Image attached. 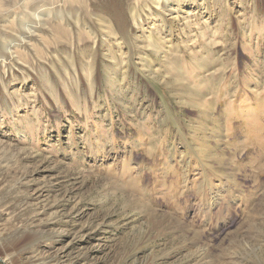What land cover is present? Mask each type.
<instances>
[{"label":"rangeland","instance_id":"1","mask_svg":"<svg viewBox=\"0 0 264 264\" xmlns=\"http://www.w3.org/2000/svg\"><path fill=\"white\" fill-rule=\"evenodd\" d=\"M66 1L0 9V264H264V0Z\"/></svg>","mask_w":264,"mask_h":264},{"label":"bare ground","instance_id":"2","mask_svg":"<svg viewBox=\"0 0 264 264\" xmlns=\"http://www.w3.org/2000/svg\"><path fill=\"white\" fill-rule=\"evenodd\" d=\"M7 1V0H6ZM3 0H0V9H7V8H12L11 12H8L7 16L6 17H10L11 15L15 16V14L17 13L14 9L17 8L16 6L21 3L22 1L24 0H11L13 2L9 4H7V2ZM67 3L66 0H51V1H46V0H30V2L28 3H23L21 6H22V9L24 10L23 11V14L26 15V14H29V12L33 9H35V7H37L38 5H41L42 7H47L45 4H50L53 8L56 6V3L58 6H56L55 8H58L61 6V3H64V2ZM151 1V0H150ZM161 1V0H160ZM27 2V1H26ZM47 2V3H46ZM153 2L155 3V5L159 6V0H153ZM8 3H9V0H8ZM45 3V4H44ZM6 4L9 5L8 7H6ZM60 4V5H59ZM64 5L66 6V4L64 3ZM8 10V9H7ZM42 10V9H41ZM10 11V10H9ZM50 11V10H49ZM115 11V10H114ZM52 12V11H51ZM59 13V16L57 17L58 18V22H51L49 24L45 23V21L43 20V18L40 16V15H36L38 18L37 20L39 21V24H41V26L43 24H47L49 25V28L51 29V34L52 36H54L56 39L57 38H62L63 36H67L68 33H70V35H74V32H75V29H71V25L75 26L76 28H80L81 25L83 26L82 29H86L85 31L87 32V34L91 37L94 38V40H97L98 37L96 36V33L95 31H93L92 29H89L87 28V25L88 23H84L83 24H80V22L78 23L77 21L74 22V24H71L69 21L65 20L63 18V15ZM115 14V17L113 18L114 21H115V25H117V31L123 36L125 35L127 32H128V28H127V24L125 23V20H124V17L122 16V14H119L117 11L113 12V15ZM0 16H3V12L0 11ZM50 14H48L46 17L47 19H50ZM133 18L135 17V14L133 13L132 14ZM1 18V17H0ZM15 18V17H14ZM63 19V20H62ZM12 20V19H11ZM21 20H22V23L23 22H28L25 17H21ZM57 20V19H56ZM43 21V22H42ZM135 21V20H133ZM143 21V20H142ZM83 23V22H82ZM102 25H100V30L106 35V36H109V37H112V38H115L117 37V33L113 31V27H111V25L109 24V22H106V21H101ZM9 24V23H8ZM135 24V23H134ZM40 26V27H41ZM136 26L140 27V24L136 22ZM163 26V25H162ZM46 28L48 29V27L46 26ZM33 29V28H32ZM77 30H81V29H77ZM156 32L155 35L157 39H160L161 36H163V33H161V28H158L156 27L155 30ZM165 30H162V32H164ZM42 32V27L41 28H35L33 29V32H30V33H33L36 35H38V37L40 38L41 36L39 35L40 33ZM68 32V33H67ZM149 34V37L153 36L154 33H148ZM160 37H159V36ZM105 37V36H104ZM145 38V37H144ZM155 37H153L154 39ZM38 39V38H37ZM25 40V39H24ZM30 40V39H29ZM28 40V41H29ZM26 41V40H25ZM96 43V42H95ZM119 44V43H118ZM31 45V44H30ZM121 45V44H120ZM23 46H25L26 48H24ZM53 46V45H52ZM29 47V46H28ZM31 47V46H30ZM46 47V46H45ZM27 46L26 45H22V47L18 48L19 52L15 51L16 49H11L9 50L10 54L12 56H14V54L16 53H23L24 51L26 52L27 50ZM39 49V48H38ZM43 49V48H42ZM56 49H58L57 47L54 49V51H56ZM24 50V51H23ZM31 50V49H30ZM32 50L34 51V53L36 52V48L35 47H32ZM58 51V50H57ZM56 51V52H57ZM65 52V51H64ZM38 53V52H37ZM47 54V53H46ZM8 55V54H7ZM19 55V54H18ZM11 56V57H12ZM21 56V55H19ZM4 62V61H3ZM143 62H147V60H143ZM5 63H2L1 65H4ZM116 64V63H115ZM124 65V64H123ZM10 67V66H9ZM12 70V69H11Z\"/></svg>","mask_w":264,"mask_h":264}]
</instances>
